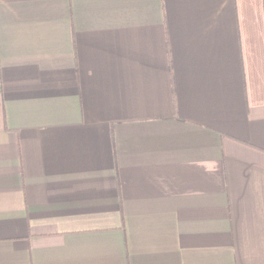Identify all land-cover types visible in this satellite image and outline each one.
I'll use <instances>...</instances> for the list:
<instances>
[{"label":"crops","instance_id":"crops-1","mask_svg":"<svg viewBox=\"0 0 264 264\" xmlns=\"http://www.w3.org/2000/svg\"><path fill=\"white\" fill-rule=\"evenodd\" d=\"M0 264H264L263 0H0Z\"/></svg>","mask_w":264,"mask_h":264},{"label":"trees","instance_id":"trees-1","mask_svg":"<svg viewBox=\"0 0 264 264\" xmlns=\"http://www.w3.org/2000/svg\"><path fill=\"white\" fill-rule=\"evenodd\" d=\"M263 7H264V0H263Z\"/></svg>","mask_w":264,"mask_h":264}]
</instances>
